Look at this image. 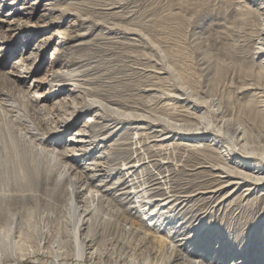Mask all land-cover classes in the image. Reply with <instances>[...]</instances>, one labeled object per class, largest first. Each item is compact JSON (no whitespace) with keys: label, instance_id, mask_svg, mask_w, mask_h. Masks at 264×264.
I'll return each instance as SVG.
<instances>
[{"label":"rangeland","instance_id":"374dc122","mask_svg":"<svg viewBox=\"0 0 264 264\" xmlns=\"http://www.w3.org/2000/svg\"><path fill=\"white\" fill-rule=\"evenodd\" d=\"M220 1L221 17L218 0H0V157L13 140L42 163L4 192L16 249L0 264H264L260 191L215 193L206 161L226 164V147L264 158V124L246 120L264 116L263 84L244 76L263 55L245 43L244 2ZM171 127L210 133L160 140Z\"/></svg>","mask_w":264,"mask_h":264},{"label":"bare ground","instance_id":"6f19581e","mask_svg":"<svg viewBox=\"0 0 264 264\" xmlns=\"http://www.w3.org/2000/svg\"><path fill=\"white\" fill-rule=\"evenodd\" d=\"M226 1L228 4H225V6L223 7L230 9L229 4L231 0H226ZM196 2L198 6H200L201 8L206 7L208 4L207 0H196ZM240 2H244L242 4H245V11H244L245 14L242 15L240 21L244 23V28H246L247 26L248 30L250 31L249 33L244 32L243 37H244L245 43H246V40L254 41L256 48H257L255 51L256 56L263 55V59L260 63L259 69L256 70L257 73H255L253 70L254 66H248L249 68L246 67L247 69L244 67V76H248L250 74L249 76L256 77L255 80H257L258 84H260V82L263 84V86H261L260 84V86L258 87L260 88V94L264 96V0H241ZM220 3L221 1L218 0L216 4L212 5V10H213L212 12L218 14L219 17H221V10H222ZM229 9H223V10L228 11ZM226 28L230 29L229 27H226ZM239 33L241 35L243 32L233 30L232 34H239ZM217 34H218L219 39L227 37L226 34L231 37V33L228 34V33L218 32ZM223 44L226 47L223 49L225 53L227 55H231L232 50H235V42L228 43L226 40V42ZM242 69H243L242 67L241 69L234 68V70H236L237 72L239 71L240 73ZM225 71L228 72V68H226V66L222 64L221 62L220 63L219 61L218 63L216 62L215 67H214L215 79L222 76V73L224 74ZM188 100L190 99L188 98ZM260 101L262 104L259 106V108L262 111H264V99ZM243 109H246V106L243 107ZM248 110H249V114L255 117L254 118V117L248 116L246 118L248 122L250 123L259 122L261 124H264V116H262L260 112H256L254 110V107L252 106L248 107ZM243 118L244 117L242 116V119ZM238 119L241 122H243V125L245 124L248 127L246 121H242L241 118H238ZM200 125L206 128L202 124ZM239 125H242V124H239ZM243 125L242 127H239L240 129L239 133H246L248 131V129H246V126L245 125L243 126ZM171 128L172 129L170 130L168 128H162V130H160L161 132L158 135L160 137V140L168 139L171 136L170 134H177V135H180L181 137H186V136H197V134L207 135L210 133V131L207 129L182 130L181 128H173V127ZM239 140H242V139L239 137ZM243 140H244L243 144L245 145L248 141H246L245 139ZM217 143H219V140H217ZM217 143L215 144L217 145ZM184 145L191 146L192 144L186 143ZM10 148L11 150L12 149L14 150V152H12L14 155L10 153L9 151H6L7 153L4 156L0 157V247H1L0 255H4L7 252H14L16 249V246L15 248L10 247L11 243L9 242V240L12 239V235L6 232V227L3 225V221L8 220L9 222L11 220V215H12L11 213L12 203H10L11 200L10 198L6 196V193L4 194V192L6 188L10 187V185L14 183L15 184L20 183L22 186H25V187L31 186L33 184L34 176L35 174L39 172V169L41 167L40 165L42 164L41 161L40 162L38 161L34 152L29 153L27 150L19 149V145L16 144V142H14L13 140H11L10 142ZM7 150H9V148H7ZM222 156L224 157L226 164L214 163V162H211V160L205 159L209 163L208 165L210 166V168L215 170V172L217 173V176L221 178V181H223V185L220 188L214 189L213 191L217 193L219 192L220 189H223L224 191L226 190L227 194L225 197L231 196L235 192L240 191L241 189H243L242 195L244 197H248L260 191L261 196H258L259 197L258 200L261 199L264 201V158H259L249 152H239L238 150L234 148H227V147H226V153H224V155ZM237 160L238 161L240 160V161L237 163ZM231 163H234L236 167L231 166L230 165ZM214 175L216 176L215 173ZM2 190H3V193H2ZM10 193H12L11 196L14 195L13 192H10ZM87 197L90 200L91 199L98 200V202L101 204L100 205L101 207H102V204L107 202V197L103 193L99 195L98 197V195L95 196L93 195V192L92 193L90 192V193H87ZM71 206L75 210L76 213L78 209L81 208L80 205L76 204V202L74 201V198L72 199ZM94 206H95L94 204H91V207L88 209H85L84 212L81 214L78 220L79 229H82L83 225L91 219V216H93ZM10 213L11 215L7 216ZM83 229H85V227ZM13 257L15 260H19V258H16V255ZM190 263L199 264L200 261L191 260Z\"/></svg>","mask_w":264,"mask_h":264}]
</instances>
